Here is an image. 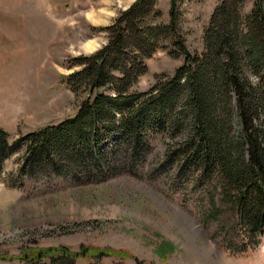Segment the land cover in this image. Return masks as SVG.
Listing matches in <instances>:
<instances>
[{"label": "rangeland", "instance_id": "1", "mask_svg": "<svg viewBox=\"0 0 264 264\" xmlns=\"http://www.w3.org/2000/svg\"><path fill=\"white\" fill-rule=\"evenodd\" d=\"M135 1L0 0V129L10 141L76 113L80 100L62 77L77 69H68L72 59L107 43L102 29ZM220 1H178L190 54L204 52ZM155 3L167 23L170 0ZM254 3L244 1L241 17ZM182 61L158 49L133 90L146 91ZM164 145L152 135L133 158L110 140L96 155L74 153L32 173L19 171L23 151L14 154L0 170V264H264V228L245 226L232 192L220 201L217 177L196 181L179 159H166ZM61 249L78 256L62 259Z\"/></svg>", "mask_w": 264, "mask_h": 264}, {"label": "trees", "instance_id": "2", "mask_svg": "<svg viewBox=\"0 0 264 264\" xmlns=\"http://www.w3.org/2000/svg\"><path fill=\"white\" fill-rule=\"evenodd\" d=\"M178 1L170 0L167 23L156 0H136L103 28L107 43L72 59L68 69H77L62 77L80 100L76 113L14 141L0 129V170L20 151L19 171L55 169L74 153L96 155L110 140L138 158L150 137L161 135L166 159H179L180 168L197 173L196 181L215 175L220 201L231 198L251 230L264 228V0H255L245 17V0H221L204 30L200 56L184 46ZM160 48L182 56V65L171 76H155L146 91L133 90ZM59 254L78 256L67 249Z\"/></svg>", "mask_w": 264, "mask_h": 264}, {"label": "clouds", "instance_id": "3", "mask_svg": "<svg viewBox=\"0 0 264 264\" xmlns=\"http://www.w3.org/2000/svg\"><path fill=\"white\" fill-rule=\"evenodd\" d=\"M255 79V78H254Z\"/></svg>", "mask_w": 264, "mask_h": 264}]
</instances>
